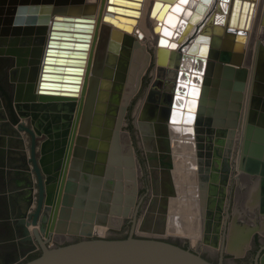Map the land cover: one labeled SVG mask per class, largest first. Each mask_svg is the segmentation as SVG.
Returning <instances> with one entry per match:
<instances>
[{
  "label": "water",
  "instance_id": "water-1",
  "mask_svg": "<svg viewBox=\"0 0 264 264\" xmlns=\"http://www.w3.org/2000/svg\"><path fill=\"white\" fill-rule=\"evenodd\" d=\"M169 1L156 0L152 10L163 22L188 2ZM9 2L8 10L18 1ZM22 2L40 5L30 13L32 19L22 16L13 24L12 18L0 16L6 23L0 56L15 63L13 96L0 68V192L28 193L21 201L27 216L20 218L25 249L20 254L14 231L8 236L0 227V264H223L224 254L228 264H246L236 258L258 249L256 234L258 252L264 250V45L256 27H248L243 64L242 36L234 41L233 35L214 38L212 57L220 60H213L157 49L142 39L147 33L134 30L141 68L129 98L120 95L126 57L115 69L106 68L99 81L91 52L81 98L75 101L85 54L65 48L83 50L88 38L59 31L72 30L60 20L92 18L83 17L87 11L79 8L67 9L68 0ZM241 2L234 0L231 24ZM249 3L243 0V8ZM133 11L138 10L126 8ZM171 27L163 24L161 43L168 44ZM120 36L117 30L111 33L112 40ZM34 39L43 46L37 47ZM111 45L117 47L113 41ZM135 140L152 168L150 199L136 167ZM213 176L222 191L232 180L234 188L231 212L219 206L221 223L214 229L219 243L209 245L218 262L200 251L201 237L211 231L204 215L210 209L206 199ZM138 198L145 205L140 217ZM130 219L129 234L111 233ZM10 223L16 226L17 219L6 225ZM164 235L186 237L198 246L186 248L159 237ZM257 258L256 264H264V252Z\"/></svg>",
  "mask_w": 264,
  "mask_h": 264
},
{
  "label": "bare ground",
  "instance_id": "bare-ground-1",
  "mask_svg": "<svg viewBox=\"0 0 264 264\" xmlns=\"http://www.w3.org/2000/svg\"><path fill=\"white\" fill-rule=\"evenodd\" d=\"M6 4L0 5V16H7L12 18V23L16 24L22 16L27 19H32L30 13L34 12L37 8L40 10V5L33 2H22V0L13 3L10 10H8L11 0H2ZM139 3H130L128 0L115 1L110 0H68L66 5L67 9L79 8L82 11H87V16L92 20L76 21L74 19H62V27L65 25L72 26V30H63L70 33L72 37H87L85 40V48L75 49V46H69L65 49L70 52H82L84 55V64L82 65L83 71L80 73L81 79L78 82V88L75 92V101H79L85 81L86 69L90 57L93 53L92 69L99 66L98 74H96L99 81L104 79L103 73L106 68L115 69L121 58L126 57L125 70L123 72V79L121 81L120 95L122 99H128L132 86L134 84L138 70L141 68V48L135 38V31L145 32L147 35H142V39L146 42L149 41L150 46L157 49L161 47L164 51L195 56L204 57L207 59L220 60L212 57V44L214 38L223 40L227 35H233L232 41L242 36L245 42L246 51L239 55L241 64L245 59L247 53V38L248 27H256L259 37L264 45V0H249V6L245 9L240 3V9L235 24L230 23V17L233 11L234 0H188L182 7V12H177L174 8L175 14H169L166 22L172 25L170 28L171 34L168 36V44L160 41L163 35L162 26L166 24L164 19H158L156 14H152V10L156 0H136ZM176 1V0H174ZM170 2L163 0V3ZM112 5V8H109ZM126 8L138 10L134 13L126 12ZM181 11V10H180ZM7 13V14H6ZM244 13V22H240V18ZM109 15L110 18L106 19L105 16ZM29 16V17H28ZM246 16V17H245ZM0 17V37L2 30L6 27L3 18ZM116 19L113 20L112 18ZM171 18V20H170ZM53 18L48 21L49 29L47 34L50 33L53 24ZM36 21H38L36 19ZM161 21V26L158 24ZM117 30L121 34L118 40H112L111 33ZM168 31L165 30V32ZM78 35H73V34ZM46 34V36H47ZM36 38V34H34ZM35 40L36 46H43L40 40ZM68 42V44L75 45L79 43L77 39H61ZM115 42L117 47H113L111 43ZM34 42L32 43V47ZM113 48V49H112ZM37 60L40 55L36 56ZM226 62V61H225ZM232 63V62H231ZM5 61L0 59V68L4 67ZM6 66V65H5ZM38 64L35 68H38ZM36 78H33L35 81Z\"/></svg>",
  "mask_w": 264,
  "mask_h": 264
},
{
  "label": "flooded vegetation",
  "instance_id": "flooded-vegetation-1",
  "mask_svg": "<svg viewBox=\"0 0 264 264\" xmlns=\"http://www.w3.org/2000/svg\"><path fill=\"white\" fill-rule=\"evenodd\" d=\"M133 122H135V118L132 119ZM134 127H135V123ZM135 145H136V149L135 151V155H136V167L140 168V172H141V176H142V180L145 182V184L148 185V187L146 188V193H147V197L151 196V192L154 189V180H153V174H152V168L150 167V162L147 158V154L146 156H144L141 152V150L138 148V144H137V140H135ZM32 169L34 170V168L32 167ZM155 176H161V174H159L158 172L155 173ZM36 175V173H35ZM215 177L213 176L212 180H210L209 185H208V189H207V203H210V209L207 208L206 213L204 215V220H205V224L209 225L208 227L211 228L209 232L206 233L205 237H201V241H202V246L200 247V251L201 254L210 259L213 260L215 262L219 261V258L217 257V260H214L213 257L214 255H212L211 249L209 248V245H214V243H219V238H216V235L218 236L217 233L214 232V229H218V224L221 223L220 220V215H219V206H224L228 209L229 212H231V208L233 205V200H234V188H233V180L232 182L229 183L227 189L225 191H222V189L220 188V185L215 183ZM16 185H21L22 183L17 182L15 183ZM35 188L36 190V203L38 200V191H39V184H38V179L36 176V180L34 182ZM31 185H29L30 187ZM16 189H18V187H16ZM20 189V188H19ZM141 193V190H138V195ZM28 193L24 192V195H21L20 193H18L17 191H9L6 190L4 193L1 191L0 192V227L8 234V236L10 235L11 230L14 231V233L16 234L14 237V243L17 246V250L19 251V253H23L24 249H25V239H23V234H24V229H25V224L20 222V218H26L27 213L23 212V208H22V204L21 201L23 199H27ZM149 201V200H148ZM137 209L138 213L137 215L140 217V210L145 208L144 205V200L141 201V198L137 199ZM141 207V208H140ZM143 207V208H142ZM136 208V207H135ZM210 210V211H208ZM15 218L17 219V223L16 226L12 225V223H10V225H6V223L8 224V222L15 220ZM223 220V218H222ZM132 219H130L129 221L126 220L122 227L120 229H111V233L112 231H118L117 233H119L121 236H124L126 233L129 234L130 233V229H131V225H132ZM127 222L130 223L129 224V231L127 232ZM16 227L17 228V232H16ZM205 234V232H204ZM221 234H223L221 232ZM147 235V233H146ZM148 235H152V234H148ZM120 237V236H119ZM160 238H167V240L174 242L176 244L182 245L186 248L191 247L192 249L197 248L198 243L195 242L192 243L191 240L189 238L183 237L182 239L180 238H176L174 236H159ZM33 239L37 244V250H41L39 243L36 241L35 239V235H33ZM223 239V237L221 238ZM220 239V241H221ZM196 240V239H195ZM194 240V241H195ZM224 240V239H223ZM197 242L200 240H196ZM207 242V243H206ZM206 244L207 246L203 247L204 244ZM254 244L255 246H258V249L255 250H250L249 254L245 257L242 258H236V262H245L246 264H256L257 263V257L259 254H262L264 252V250H261V252H258V250L260 249V245H261V240H260V236L259 234L255 235L254 238ZM36 250V251H37ZM220 254V252H219ZM25 259L24 257H20L18 259V262H22V260ZM16 264V263H15ZM223 264H228L227 261V255L224 254L223 257Z\"/></svg>",
  "mask_w": 264,
  "mask_h": 264
},
{
  "label": "rangeland",
  "instance_id": "rangeland-1",
  "mask_svg": "<svg viewBox=\"0 0 264 264\" xmlns=\"http://www.w3.org/2000/svg\"><path fill=\"white\" fill-rule=\"evenodd\" d=\"M147 44L150 45L149 41L147 42ZM153 47V46H152ZM0 59H2L3 61H5V65L4 67L1 69H4L9 77V83H10V95L13 96L14 95V91H15V82H12L11 81V77H12V72H11V69H12V66L15 65L14 63V58L12 57H7V56H0Z\"/></svg>",
  "mask_w": 264,
  "mask_h": 264
},
{
  "label": "snow or ice",
  "instance_id": "snow-or-ice-1",
  "mask_svg": "<svg viewBox=\"0 0 264 264\" xmlns=\"http://www.w3.org/2000/svg\"><path fill=\"white\" fill-rule=\"evenodd\" d=\"M182 2H187V0H182ZM176 11H180V9L177 8ZM170 20H171V18H170Z\"/></svg>",
  "mask_w": 264,
  "mask_h": 264
}]
</instances>
